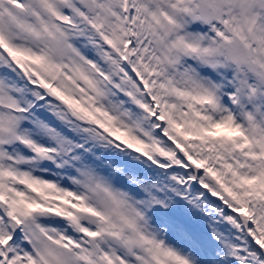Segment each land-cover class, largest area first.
<instances>
[{
	"label": "snow or ice",
	"instance_id": "obj_1",
	"mask_svg": "<svg viewBox=\"0 0 264 264\" xmlns=\"http://www.w3.org/2000/svg\"><path fill=\"white\" fill-rule=\"evenodd\" d=\"M0 264H264V0H0Z\"/></svg>",
	"mask_w": 264,
	"mask_h": 264
}]
</instances>
